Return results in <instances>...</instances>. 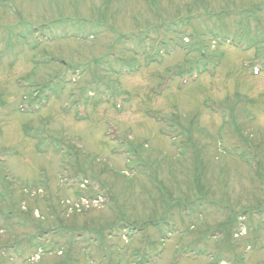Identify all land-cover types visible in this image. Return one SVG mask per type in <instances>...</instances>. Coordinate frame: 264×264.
Listing matches in <instances>:
<instances>
[{
    "label": "rangeland",
    "instance_id": "obj_1",
    "mask_svg": "<svg viewBox=\"0 0 264 264\" xmlns=\"http://www.w3.org/2000/svg\"><path fill=\"white\" fill-rule=\"evenodd\" d=\"M261 218L264 0H0V264H264Z\"/></svg>",
    "mask_w": 264,
    "mask_h": 264
}]
</instances>
